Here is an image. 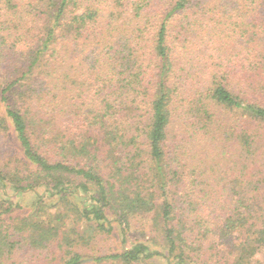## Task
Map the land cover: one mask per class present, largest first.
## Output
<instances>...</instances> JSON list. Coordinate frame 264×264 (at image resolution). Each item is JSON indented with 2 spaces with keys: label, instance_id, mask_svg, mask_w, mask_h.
Masks as SVG:
<instances>
[{
  "label": "trees",
  "instance_id": "obj_1",
  "mask_svg": "<svg viewBox=\"0 0 264 264\" xmlns=\"http://www.w3.org/2000/svg\"><path fill=\"white\" fill-rule=\"evenodd\" d=\"M1 108L53 183L0 172V264L55 242L59 264L83 263L84 235L47 222L42 195L38 220L3 229L6 188L40 184L98 232L154 216L167 253L136 241L96 261L211 264L196 252L225 242L212 264H250L264 248V0H0Z\"/></svg>",
  "mask_w": 264,
  "mask_h": 264
},
{
  "label": "rangeland",
  "instance_id": "obj_2",
  "mask_svg": "<svg viewBox=\"0 0 264 264\" xmlns=\"http://www.w3.org/2000/svg\"><path fill=\"white\" fill-rule=\"evenodd\" d=\"M0 110L2 111V108ZM36 171V167L23 158L12 131L10 129L5 130V128H0V172L5 173L7 179L10 181H15L20 178L26 181L22 184L28 183V185H32L36 181L49 183L48 186L52 185L53 182L50 181V178H48L50 180L39 178L35 174ZM63 178L66 183H71L72 185H76L79 182L78 179L70 174H66ZM46 189L45 185L40 184L35 188L27 187L19 193L13 187L8 186L5 193L10 196L9 198L13 203H19V206H15L11 212L4 215L5 220L1 223L3 229L7 226L21 224L24 218L30 216L28 219L36 218L38 220L34 216V212L38 210L39 206L42 207L41 200L38 199V196L42 195L46 202V207L42 213L44 217L47 216V222L57 226L64 225L61 231H68L70 235L72 234V230L78 227L79 232L84 235V239L79 245L75 246L76 251L83 255L84 260L82 264H118L116 261L111 260L96 261L95 258L119 253L131 247L136 241L145 242L151 248L167 253L161 244L160 234L157 225L153 221L154 216L152 214L133 215L130 217L129 228L125 230L124 226L112 221L113 229L111 232H98L94 230L93 223L80 219L77 215L73 214L74 204L78 200L77 198L71 195H65L64 198H60L55 193H47ZM2 198H4L3 192L0 189V204L3 201ZM58 213H62L63 215L58 217ZM233 235V238L231 237L232 242L233 240L235 242L240 240L241 235ZM55 244H51L49 249H46L45 254L38 257L30 256L26 258V249L15 252L11 256L12 259L10 261H5L2 264H59L64 250H62L63 248H58L60 247L58 243L55 242ZM206 245L209 246L207 250L204 247L202 251L196 252L198 259L204 260L205 258L210 259L212 257L214 260L212 263H214L217 258L219 259L220 257L222 259L221 257L225 255V252L229 251V248L222 246L227 245L225 242L222 244L219 242L220 249H213L210 243ZM143 264H174V262L172 257L168 258L167 261V258L158 256ZM250 264H264V248L257 252Z\"/></svg>",
  "mask_w": 264,
  "mask_h": 264
}]
</instances>
